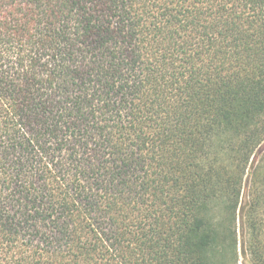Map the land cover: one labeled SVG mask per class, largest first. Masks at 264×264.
Instances as JSON below:
<instances>
[{"label":"trees","instance_id":"16d2710c","mask_svg":"<svg viewBox=\"0 0 264 264\" xmlns=\"http://www.w3.org/2000/svg\"><path fill=\"white\" fill-rule=\"evenodd\" d=\"M0 264H264V0H0Z\"/></svg>","mask_w":264,"mask_h":264}]
</instances>
